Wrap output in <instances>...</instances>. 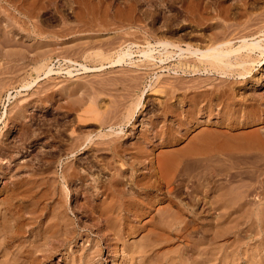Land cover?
<instances>
[{"label": "rangeland", "instance_id": "374dc122", "mask_svg": "<svg viewBox=\"0 0 264 264\" xmlns=\"http://www.w3.org/2000/svg\"><path fill=\"white\" fill-rule=\"evenodd\" d=\"M0 4V201L15 192L22 194L29 191L33 197L31 200H36L33 208H29L38 211L36 214L41 219L38 220L39 216L35 214L31 221L45 222H42L44 225L40 223L37 230L34 229L32 233L35 236L46 231V227L49 231L54 230L58 221H76L77 233L72 240L66 244L59 240L61 237L58 240L54 236H49L54 239L47 237L50 241L44 239L43 251L31 253V264H122L120 241L113 240L111 236L106 238L107 228L98 221L97 209H82L84 196L87 195L81 189L95 177L105 179L114 174L117 169L110 167L111 162L117 161L114 164L119 167V160L130 156L133 143L145 148L154 162L155 159L163 160V163L166 161L167 168L162 164L161 169L166 172L162 170L168 182L163 186L164 189L170 187L172 192L171 199L157 203L148 215L141 218L154 223L159 220L157 225H161L154 226V234L159 232L156 237L161 239H156L154 234L151 236L154 242L159 240L154 244L156 255L154 251L152 254L156 263L151 261V256H148L150 259L138 256L133 259L136 264H168L170 260L172 264H264V119L254 120L256 115L264 113V50L242 48L238 51L235 66L219 63L217 70H213L206 60L189 59L188 52L184 51V47L188 46L205 49L225 37L230 40L235 37L231 40L233 47L241 44V39L246 37L249 41L259 39L264 48V0H0ZM161 39L173 41L184 50L178 56L177 46L171 47L173 50L169 48L170 52L165 53L168 58L160 69L161 63L157 59L144 58L142 51L149 43L158 50L157 41ZM126 49L132 53L131 58L116 62L120 50ZM156 50L153 49V54L157 58ZM48 66L51 72L46 74ZM251 95L256 98L253 100ZM193 105L200 110L196 112ZM191 111H195L193 115ZM246 116L253 121L241 125L239 119ZM231 117L236 122H230ZM190 119H197L199 123L193 124ZM249 131L253 134L247 136L245 133ZM258 133L259 137L256 136ZM235 134L238 136L235 137ZM85 135L90 140L85 141ZM77 137L80 142L84 141V146L76 150ZM195 137L202 142L198 143V138L194 141ZM103 138L110 141H103ZM191 141L198 143L196 147ZM109 143L120 145V157L109 154L106 149ZM255 143L257 147L253 145ZM199 146L206 153L201 154ZM192 147L199 153L193 154ZM159 153L169 155L164 157ZM168 156H176L171 163L172 169L167 166V160L171 159ZM196 156L198 160L202 158L199 162L203 167L213 162L217 166L211 164V171L206 170L207 166L203 169L199 167L201 163L193 159ZM203 156H208L205 161ZM207 158L213 160L206 161ZM109 160L112 161L109 163ZM195 163L199 164L197 168ZM107 165H110L109 168ZM146 166L137 165L136 171L146 173ZM213 167L220 170L214 168L212 171ZM238 169H241L240 172ZM237 170L239 175L233 174ZM76 172L86 174V180H76ZM228 172H232V176ZM195 183L204 189L200 187L199 192V187H194ZM192 188L194 194L190 191ZM217 191L224 195L216 196ZM201 194L203 200L196 201ZM99 197L97 202L104 195L99 194ZM16 198L15 202L22 204L21 199L16 201ZM224 200H227L226 204ZM214 201L217 203L214 204ZM183 203L190 211L181 214L178 219L194 220L185 230H179L175 220L176 224L170 222L173 220L171 215L168 217L166 213L165 216L159 210H174L175 206ZM56 204L59 206L54 207ZM59 209L65 212L62 215L64 218L61 216L65 220L55 216L54 210ZM163 221L166 223L163 224ZM149 225L148 228H153ZM145 233L146 229L135 236L125 237L126 244L131 241L134 245L143 243L142 235ZM25 234L16 241H10L8 244L12 247H7L8 244L3 246L0 264L13 263L7 258H10L9 252L15 248V243H28L27 239L30 237L31 240L34 236L30 234L25 239ZM199 250H204V253ZM5 252H8L6 256ZM79 254H83L80 259ZM34 256L37 259L34 260Z\"/></svg>", "mask_w": 264, "mask_h": 264}, {"label": "bare ground", "instance_id": "6f19581e", "mask_svg": "<svg viewBox=\"0 0 264 264\" xmlns=\"http://www.w3.org/2000/svg\"><path fill=\"white\" fill-rule=\"evenodd\" d=\"M24 1V0H23ZM79 2V1H78ZM82 2V1H81ZM19 3V2H18ZM17 3V4H18ZM24 3V2H23ZM89 3H90V1H89ZM26 4V3H25ZM77 4V3H76ZM99 4V3H98ZM97 4V5H98ZM101 4V3H100ZM1 5V4H0ZM27 5V4H26ZM25 5V6H26ZM100 6V5H99ZM6 8H8V7H6ZM22 8V7H21ZM27 8V7H26ZM90 8V7H89ZM94 9H96V8H94ZM81 10V9H80ZM220 10V9H219ZM7 11V10H6ZM82 11V10H81ZM90 11V10H89ZM28 13H30L29 11H28ZM96 13V12H95ZM10 14V13H9ZM78 16V15H77ZM90 16V15H89ZM98 16V15H97ZM101 17V16H100ZM104 17V16H103ZM98 18V17H97ZM17 19V18H16ZM19 19V18H18ZM81 20H83V19H81ZM86 20V19H85ZM4 21V20H3ZM98 21V20H97ZM1 22V21H0ZM96 22V21H95ZM24 23V22H23ZM93 23V22H92ZM103 23V22H102ZM2 24V23H1ZM88 24V23H87ZM1 26V25H0ZM106 26V25H105ZM223 26V25H222ZM221 27V26H220ZM105 28V27H104ZM82 29V28H81ZM224 29V28H223ZM79 30V29H78ZM222 31V30H221ZM224 31V30H223ZM227 35V34H226ZM213 36V35H212ZM215 37V36H214ZM220 37H221V35H220ZM233 38H235V37H233ZM232 38V39H233ZM179 39V38H178ZM224 39V40H223ZM222 40L223 41H217L216 43L215 42H213V44L215 43L216 45H212V46H206L207 48H205V49H203V48H197V47H190V46H188V47H184V49H186V50H184L183 49V47H178L177 46V44H174V42L172 41H169V40H163V39H161V40H158L157 41V44H158V46H160V48L158 49V50H156L155 49V47L153 48L151 45H147V48L146 49H144L143 51H142V55L144 56V58H147L148 60H155V59H157V62H159V63H161V65H159V67H160V69L161 68H163V63H165V59L166 58H168L167 57V55L165 54V53H167V52H170L169 51V48H171V47H174V46H177L178 48V56H180L181 55V53L183 52V50L184 51H187L188 53L187 54H189V56H187L188 58L190 57V58H193V60H195V58L198 60H201V61H205L206 60V62H208V64L211 66V68L213 69V70H217V69H219V67L217 68V65L219 64V63H223V64H225V65H234L235 66V60L237 59V63H238V58H239V53H238V51L240 50V49H242V48H246V50H249V51H251V50H254V49H258V48H261V49H263L264 50V48H262L263 46L262 45H260V40L258 39V40H256L255 39V41H253V40H251V41H249V39L247 40L246 39V37L244 38H240L241 39V44H239L238 46H236V47H233V43L231 42V40L227 37V39H226V37L225 38H223ZM226 39V40H225ZM4 41V40H3ZM186 41V40H185ZM210 41V40H209ZM233 41V40H232ZM2 42V41H1ZM262 42V41H261ZM232 43V44H231ZM240 43V42H239ZM263 43V42H262ZM189 44V43H188ZM180 45V44H179ZM191 45H193V44H191ZM153 49L154 50H156L157 52L156 53H158V57L156 58L155 57V55L153 54ZM172 50H173V48H171ZM170 49V50H171ZM172 50H171V52H172ZM261 51V50H260ZM240 53H242V52H240ZM262 53V52H261ZM131 52L129 51V49H126V50H124V51H122V50H120V53L117 55V57H116V62H121V61H125V59H126V57L127 58H131ZM168 54V53H167ZM184 54V53H183ZM186 54V55H187ZM252 54V53H251ZM176 55V54H175ZM185 55V54H184ZM263 56H264V52H263V54H262ZM177 56V55H176ZM241 56V55H240ZM242 56H243V54H242ZM241 56V60H243V57ZM245 56H247V55H245ZM251 56V55H250ZM172 57H174V56H172ZM171 56H170V58H172ZM183 57V56H182ZM176 58H178V57H176ZM187 58V59H188ZM189 58V59H190ZM246 59H247V57H245ZM186 59V60H187ZM261 59V58H260ZM264 59V58H263ZM182 60V59H181ZM192 60V59H191ZM262 60V59H261ZM147 61V60H146ZM185 61V60H184ZM250 60L248 59V62H249ZM252 61H254V60H252ZM194 62V61H193ZM198 62V61H197ZM244 62V61H243ZM260 62V61H259ZM258 62V63H259ZM199 63H201V62H199ZM158 64V63H157ZM191 64V63H190ZM244 64V63H243ZM201 65V64H200ZM204 66H206L205 64H203ZM202 65V66H203ZM221 65V64H220ZM236 65H238V64H236ZM239 65H241V63L239 64ZM238 65V66H239ZM248 65V64H247ZM203 66V67H204ZM208 66V65H207ZM246 66V65H245ZM244 66V67H245ZM187 67V66H186ZM226 67V66H225ZM230 67H232V66H230ZM247 67V66H246ZM84 68H85V66H84ZM253 68V67H252ZM174 69V68H173ZM202 69V68H201ZM206 69H209V68H206ZM244 69V68H243ZM179 70V69H178ZM181 70V69H180ZM210 70V69H209ZM182 71V70H181ZM186 71H188V70H186ZM193 71V70H192ZM191 71V72H192ZM204 71V70H203ZM206 71H208V70H206ZM221 71H223V70H221ZM220 71V72H221ZM236 71V70H235ZM251 71V70H250ZM49 72H51V67H49L48 66V68H47V70L45 71V73L47 74V73H49ZM183 72V71H182ZM198 72V71H197ZM208 72H210V73H212L211 71H208ZM224 72V71H223ZM249 72V71H248ZM247 72V73H248ZM215 73H217V72H215ZM220 74V73H219ZM224 74V73H223ZM237 75V74H236ZM239 75H241V74H239ZM226 80V79H225ZM231 81V80H230ZM256 82L254 81L253 82V84H255ZM222 85V84H221ZM217 87V86H216ZM225 87V86H224ZM221 89V88H220ZM208 90V89H207ZM226 90V89H225ZM219 91V90H218ZM221 91V90H220ZM219 94H220V92H219ZM230 94V93H229ZM213 96V95H212ZM212 96L211 97H208V100H211V99H209V98H212ZM228 96V95H227ZM230 97V96H229ZM251 97L253 98V100L256 98V97H254V96H252L251 95ZM207 98V97H206ZM205 99V98H204ZM246 99V98H245ZM203 100V99H202ZM220 101V100H219ZM203 102H204V100H203ZM250 102V101H249ZM206 103H208V101L206 102ZM220 103V102H219ZM193 104H194V102H193ZM209 105L211 104V103H208ZM242 104V103H241ZM245 104V103H244ZM205 105V104H204ZM208 105V106H209ZM163 106V105H162ZM194 106V105H193ZM200 106V105H199ZM207 106V105H206ZM194 107H196V112L198 111V109L200 110V108H197V106L195 105ZM212 107V106H211ZM244 107V106H243ZM242 108V107H241ZM230 109V108H229ZM232 109V108H231ZM243 109V108H242ZM246 109V108H245ZM168 110V109H167ZM241 110V109H240ZM250 110V113L252 112L251 111V109H249ZM22 111V110H21ZM21 111H18V114L20 115H22V112ZM175 111V110H174ZM201 111H202V109H201ZM212 111V110H211ZM221 111V110H220ZM227 111L228 110H226V113H227ZM257 111V110H256ZM256 111H254V112H256ZM170 112V111H169ZM192 112V111H191ZM194 112L195 111H193L192 112V114L191 115H193L194 114ZM203 112H205V111H203ZM208 112H210V111H208ZM238 112V111H237ZM247 112V111H246ZM249 112V111H248ZM73 113V112H72ZM163 113V112H162ZM182 113V112H181ZM199 113H201V112H199ZM225 113V114H226ZM165 114V113H164ZM175 114H178V113H176L175 112ZM174 114V116H179V115H175ZM195 114H197V113H195ZM205 114V113H204ZM238 114V113H237ZM244 114H245V112H244ZM248 114V113H247ZM183 115H185V114H183ZM203 115V114H202ZM239 115V114H238ZM188 116V115H187ZM186 116V117H187ZM190 116V115H189ZM240 116V115H239ZM257 117L256 118H254V120H258V121H263V119H264V113L262 112L260 115H256ZM15 117V116H14ZM191 117V116H190ZM193 117V116H192ZM197 117V116H196ZM163 118V117H162ZM194 118V117H193ZM230 118V117H229ZM232 119L231 120H229L230 122H236V121H234L235 120V118L234 117H231ZM181 119V118H180ZM187 119V118H186ZM191 120V119H190ZM197 120V119H196ZM194 120V119H192L190 122L191 123H193V124H197L196 122H198L199 120ZM162 121V120H161ZM188 121V120H187ZM186 121V122H187ZM238 121V120H237ZM250 121H253V119L251 118V117H242V119H239V122H241V125H248V123L250 122ZM179 122V121H178ZM181 122V121H180ZM179 122V123H180ZM199 123V122H198ZM221 123V122H220ZM187 124V123H186ZM188 124H189V122H188ZM230 125V124H229ZM232 125V124H231ZM230 125V126H231ZM193 126V125H192ZM195 126V125H194ZM237 126V125H236ZM25 127V126H24ZM111 127V126H110ZM170 127V126H169ZM185 127V126H184ZM23 128V127H22ZM27 128V127H26ZM167 128V127H166ZM156 129V128H155ZM170 129V128H169ZM189 129V128H188ZM208 129V128H207ZM111 130L112 129H110V132H111ZM158 130V129H157ZM168 130V129H167ZM205 130V129H204ZM223 130V129H222ZM221 130V131H222ZM159 131V130H158ZM212 131V130H211ZM220 131V132H221ZM24 132V131H23ZM109 132V133H110ZM204 132V131H203ZM202 132V134H207V133H203ZM209 132V131H208ZM212 132H214V131H212ZM239 132V131H238ZM255 132V131H254ZM26 133V132H25ZM113 133V132H112ZM162 133V132H161ZM211 133V132H210ZM228 133V132H227ZM256 133V132H255ZM77 134H78V132H77ZM80 134V133H79ZM86 134V133H85ZM140 134V133H139ZM199 134V133H198ZM220 134H222V133H220ZM233 134V133H232ZM239 134V133H238ZM238 134L236 135L235 134V137L236 136H238ZM242 134V133H241ZM240 134V135H241ZM247 136H250V135H252L253 134V132L252 133H250V131H249V133H245ZM257 134V133H256ZM255 134V135H256ZM100 135H101V133H100ZM100 135H99V138H100ZM104 135H105V133H104ZM145 135V134H144ZM163 135V134H162ZM208 135V134H207ZM206 135V136H207ZM210 135V134H209ZM243 135V134H242ZM259 133H258V135H256V136H258L259 137ZM22 136V135H21ZM81 136V135H80ZM84 136V135H83ZM86 136V135H85ZM102 136V135H101ZM119 136V135H118ZM151 136V135H150ZM196 136V135H195ZM205 136V135H204ZM232 136V135H231ZM245 136V135H244ZM246 136V137H247ZM87 137V136H86ZM89 137V136H88ZM85 138V141L86 140H90V138ZM112 137H113V135H112ZM115 137V136H114ZM213 137H215V136H213ZM242 138V136H239V138ZM264 137V136H263ZM77 138H79V137H77ZM107 138V137H106ZM106 138H105V140H106ZM196 138V137H195ZM194 138V139H195ZM198 138V137H197ZM195 139L194 141H196V140H198V141H200V142H198V143H201L202 141L200 140V138H201V136H200V138H198V139ZM204 138V137H203ZM207 138V137H206ZM205 138V139H206ZM227 138H228V136H227ZM250 139L251 138H253L252 136L251 137H249ZM261 138V137H260ZM22 139V138H21ZM114 139V138H113ZM146 139V138H145ZM202 139V138H201ZM209 139V138H208ZM211 139V138H210ZM246 139V138H245ZM258 139V138H257ZM79 140V141H78ZM82 140V139H81ZM92 140V139H91ZM99 140V139H98ZM104 140V138H103V141H105ZM168 140V139H167ZM192 140V139H191ZM202 140H204V139H202ZM212 140V139H211ZM211 140H209V141H211ZM214 140V139H213ZM241 140V139H240ZM247 140V139H246ZM259 140V139H258ZM257 140V141H258ZM262 140V139H261ZM72 141V140H71ZM100 141V140H99ZM102 141V140H101ZM107 141V140H106ZM109 141H110V139H109ZM109 141H107V142H109ZM160 141V140H159ZM164 141V140H163ZM188 141V140H187ZM194 141L192 142V144L194 143ZM243 141V140H242ZM248 141V140H247ZM106 142V143H107ZM148 142H150V141H148ZM162 142V141H161ZM206 142V141H205ZM214 142V141H213ZM251 142H252V139H251ZM254 142V141H253ZM261 142V141H260ZM263 142V141H262ZM84 143V141H81L80 142V138L79 139H77L76 140V150L78 149V148H80V146L82 145ZM97 143V142H96ZM99 143H101L102 144V142H99ZM116 143V142H115ZM115 143H109L108 144V146L106 147V149L108 150V152H109V154L112 156V157H115V156H119L120 155V153H119V147H120V145L117 143V144H115ZM156 143V142H155ZM198 143H195V144H193V145H195V147H196V144H198ZM211 143L212 142H210V144H209V146L211 145ZM250 143V142H249ZM258 144H259V142H257ZM4 144V143H3ZM19 144V143H18ZM29 144V143H28ZM91 144H93V143H91ZM153 144V143H152ZM203 144V143H202ZM245 144H246V142H245ZM88 144H85V146H87ZM105 145H107V144H105ZM118 145H119V147H118ZM186 145V144H185ZM205 145V144H204ZM247 145V144H246ZM253 145H255V147H257L256 146V143L255 144H253ZM70 146V145H69ZM73 146V145H72ZM71 146V147H72ZM82 146H84V145H82ZM91 146V145H90ZM122 146V145H121ZM130 146V145H129ZM132 146V145H131ZM190 146V145H189ZM188 146V147H189ZM202 146V145H201ZM207 146V145H206ZM204 147V148H207V147ZM214 146V145H213ZM259 146V145H258ZM261 146V145H260ZM264 146V145H263ZM70 147V148H71ZM124 147V146H123ZM123 147H121V148H123ZM150 147V146H149ZM194 147V146H193ZM193 147H192V149H193ZM198 147V146H197ZM247 147V146H246ZM25 148V147H24ZM96 148H98V147H96ZM95 148V149H96ZM102 148V147H101ZM125 148V147H124ZM180 148V147H179ZM199 148H200V151L199 152H201V150H202V153L201 154H203L204 153V151H203V149H202V147H200L199 146ZM264 148V147H263ZM68 149V148H67ZM106 149H104V151L106 150ZM127 149V148H126ZM132 151H131V154H130V156L129 157H127L125 160H119V167H117L116 166V164H114V162L112 163L111 162V164H112V166H110V167H112L114 170L115 169H117V171L115 170V173L113 174H111L108 178H105V179H102L101 177H95V178H93V181L90 183L89 182V184H88V186L86 185L85 187H83L81 190L83 191L84 190V192L83 193H85V195H87V197L86 196H84V198H85V200L83 201V207L84 208H82V209H86L87 210V208L89 209H93V208H95V209H97L98 210V212H99V222H100V224L101 225H105L104 227H106L107 228V234H106V238H108V236H111L112 238H113V240H115V241H117V242H119L120 241V244L121 245H119V246H121V256H122V264H127V262H128V264H136V261H135V263H134V261H133V259L134 258H137L138 256L140 257V256H147V258H149L148 256H151L150 258H153V259H151V261L152 262H155L154 261V258L155 257H152V254H153V251H154V244H155V242H157V241H159V240H157V241H155L154 242V240H152V238H151V236H153L152 234H154V226H156V227H160L161 225H157L158 224V222H159V220L158 221H155V222H157V223H154V221L153 220H149V221H146V220H141V218L143 217V216H145V215H148L149 213H150V211L151 210H153L154 209V206L157 204V203H160V202H162V201H164L165 199H171L170 197V195H171V189H170V187H168L167 189H164L165 188V186H163L164 185V183L165 182H168L167 181V178H166V180H165V177L163 176V172H165L163 169H161V166L163 167V165H164V168L166 169L167 167H165V165H166V161L163 163L160 159H159V157H157L159 160L157 161L156 159H155V162H154V160L152 159V157H150L148 154H146V150H145V148H143L142 146H140V145H134V143H133V146H132ZM131 149H127V150H131ZM191 149V150H192ZM210 149H211V147H210ZM213 149V148H212ZM211 149V150H212ZM27 150V149H26ZM63 150V149H62ZM83 150H84V148H83ZM125 150V149H124ZM123 150V151H124ZM169 150V149H168ZM173 150V149H172ZM188 150V149H187ZM186 150V151H187ZM194 151H193V154L194 153H199L198 151H196V149H193ZM197 150H199V149H197ZM208 150H209V148H208ZM217 150V149H216ZM220 150V149H219ZM103 151V152H104ZM122 151V150H121ZM120 151V152H121ZM174 151V150H173ZM1 152V151H0ZM24 152H25V150H24ZM64 152V151H63ZM125 152V151H124ZM129 152V151H128ZM191 152V151H190ZM190 152H189V154H190ZM223 152V151H222ZM247 152H248V150H247ZM78 153H80L79 151H78ZM77 153V154H78ZM169 153V152H168ZM168 153H163V154H166V155H160V153H159V155L160 156H167V154ZM184 153H186V152H184ZM205 153H206V151H205ZM244 153V152H243ZM264 153V152H263ZM59 154V153H58ZM105 154H106V152H105ZM209 154H210V152H209ZM223 154V153H222ZM250 154V153H249ZM252 154V153H251ZM148 155V156H147ZM169 155V154H168ZM183 155H185V154H183ZM205 155H207V154H205ZM248 155V154H247ZM102 156V155H101ZM128 156V155H127ZM157 156V155H156ZM187 156V155H186ZM185 156V157H186ZM209 156V155H208ZM208 156H206V157H208ZM211 156V155H210ZM226 156V155H225ZM256 156V155H255ZM120 157V156H119ZM119 157H117V158H119ZM169 157V156H168ZM171 157V156H170ZM169 157V158H170ZM174 157H176V156H174ZM174 157H171V159H169L170 160V162H169V160H167L168 162H167V166H168V168H171L172 166H171V163H173V160L175 161V159H174ZM184 157V158H185ZM189 157V156H188ZM200 157V156H199ZM204 157V156H203ZM206 157H204V161H205V158ZM261 157H262V155H261ZM122 158V157H121ZM161 158V157H160ZM192 158V157H191ZM197 158V156L195 157V158H193V159H195L196 160V162L198 161L199 162V160H200V158H199V160L198 159H196ZM264 158V157H263ZM102 159V158H101ZM114 159V158H113ZM166 159V158H165ZM164 159V160H165ZM168 159V158H167ZM202 159V158H201ZM210 159V158H209ZM208 158L206 159V161L207 160H209ZM216 159V158H215ZM118 160V159H117ZM202 160V161H203ZM210 160H213V158L212 159H210ZM209 160V161H210ZM217 160V159H216ZM252 160V159H251ZM104 161H105V158H104ZM110 161H112V160H109V161H107V162H109L110 163ZM192 161V160H191ZM201 161V160H200ZM208 161V162H209ZM258 161H260V160H258ZM102 162V161H101ZM106 162V161H105ZM117 162V161H116ZM115 162V163H116ZM193 162H195V161H193ZM197 162V163H198ZM212 162V161H211ZM216 162V161H215ZM264 162V161H263ZM83 163V162H82ZM187 163V162H186ZM197 163H195L196 165H194V166H196V168H197V165H199L201 162H199V164H197ZM214 163V162H213ZM213 163H211V164H213ZM97 164V163H96ZM104 164V163H103ZM108 164V163H107ZM142 164H147V166H148V169H147V172L146 173H138L137 171H136V167H137V165H141L142 166ZM163 164V165H162ZM169 164V165H168ZM175 164H176V162H175ZM178 164V163H177ZM194 164V163H193ZM203 164H205V163H203ZM208 163H206V165L205 166H207V167H205V168H207L206 170H210L211 171V169H210V165H207ZM95 165V164H94ZM255 165H257V164H255ZM109 166L107 165V167L109 168ZM146 166V167H147ZM170 166V167H169ZM173 166H174V164H173ZM180 166V165H179ZM193 166V167H194ZM200 166H202L203 167V165H202V163H201V165H199V167ZM213 166H217L216 164H213ZM79 167V166H78ZM184 167V166H183ZM198 167V168H199ZM204 167H203V169H204ZM208 167H209V169H208ZM212 167V166H211ZM218 167H219V165H218ZM247 167V166H246ZM245 167V168H246ZM77 168V167H76ZM106 168V167H105ZM111 168V169H112ZM174 168V167H173ZM189 168V167H188ZM187 168V169H188ZM195 168V167H194ZM195 168V169H196ZM220 170V168H218L217 169V167H213L212 168V171L213 170ZM172 169V168H171ZM170 169V170H171ZM202 169V168H201ZM247 169H249L248 167H247ZM252 169H253V167H252ZM258 169V168H257ZM162 170H163V172H162ZM168 170V169H167ZM190 170H191V168H190ZM192 170H193V168H192ZM225 170H226V168H225ZM239 170V169H238ZM238 170L237 171H235L233 174H235V173H237L238 175H239V172H240V170H239V172H238ZM244 170V169H243ZM255 170V169H254ZM71 171V170H70ZM176 171V170H175ZM198 171V170H197ZM199 171H200V168H199ZM205 171V170H204ZM203 170H202V172H204ZM249 171V170H248ZM80 172V171H79ZM79 172H76V180H79V181H82V180H84V176L86 175H82V174H80ZM110 172V171H109ZM113 172V171H112ZM170 172V171H169ZM179 172V171H178ZM181 172V171H180ZM187 172V171H186ZM190 172H193V171H189L188 173H190ZM196 172V171H195ZM206 172V171H205ZM218 172V171H217ZM217 172H216V174H217ZM227 172V171H226ZM245 172V171H244ZM254 172V171H253ZM75 173V172H74ZM166 173V172H165ZM168 173V172H167ZM230 172H228L227 174H229ZM232 173V172H231ZM231 173H230V176H232L231 175ZM185 174V173H184ZM187 174V173H186ZM185 174V175H186ZM197 174V173H196ZM222 174V173H221ZM224 174V173H223ZM236 174V175H237ZM188 175V174H187ZM191 175H193V174H191ZM215 175V174H214ZM218 175H219V173H218ZM236 175L234 176V179H235V177H236ZM64 176V175H63ZM66 176V175H65ZM68 176V175H67ZM99 176V175H98ZM227 176H229V175H227ZM229 176V177H230ZM15 177V176H14ZM188 177V176H187ZM197 177H198V175H197ZM196 177V178H197ZM202 177V176H201ZM207 177V176H206ZM31 178V177H30ZM88 178V177H87ZM184 178V177H183ZM228 178V177H227ZM33 179H34V177H33ZM181 179V178H180ZM204 179V178H203ZM202 179V180H203ZM231 179V178H230ZM16 180V179H15ZM35 180V179H34ZM85 180H86V177H85ZM84 180V181H85ZM186 180H188V179H186ZM185 180V181H186ZM197 180V179H196ZM218 180V179H217ZM260 180V179H259ZM261 181V180H260ZM199 182V181H198ZM197 182V183H198ZM204 182V181H203ZM218 182V181H217ZM216 182V183H217ZM222 182H224V181H222ZM33 183V182H32ZM41 183V182H40ZM85 183H87V182H85ZM186 183V182H185ZM197 183H195V185L197 184ZM202 183V182H201ZM225 183V182H224ZM230 183V182H229ZM232 183V182H231ZM252 183V182H251ZM20 184V183H19ZM27 184V183H26ZM83 184V183H82ZM165 184H167V183H165ZM177 184V183H176ZM182 184V183H181ZM187 184V183H186ZM185 184V185H186ZM199 184H200V182H199ZM204 184V183H203ZM179 185V184H178ZM184 185V184H183ZM182 185V186H183ZM217 185H218V183H217ZM216 185V186H217ZM222 185H224V184H222ZM221 185V186H222ZM11 186V185H10ZM14 186V185H13ZM26 186V185H25ZM220 186V187H221ZM24 187V186H23ZM27 187V186H26ZM36 187V186H35ZM79 187H81V186H79ZM194 187H199V192H200V187H202V185H200V186H198V185H196V186H194ZM214 187V186H213ZM218 187V186H217ZM14 188V187H13ZM28 188V187H27ZM34 188V187H33ZM191 188V187H190ZM203 188V187H202ZM22 189V188H21ZM30 189H32V187L30 188ZM204 189V188H203ZM206 189V188H205ZM26 189H24L23 191H25ZM198 190V189H197ZM218 190V189H217ZM23 191H21V192H23ZM27 191V190H26ZM32 191V190H31ZM45 191V190H44ZM43 191V192H44ZM50 191V190H49ZM48 191V192H49ZM81 191V192H82ZM177 191V190H176ZM186 191V190H185ZM187 191H189V190H187ZM186 191V192H187ZM190 191L192 192L193 191V188H192V190L190 189ZM189 191V192H190ZM214 191V190H213ZM219 191V190H218ZM217 191V192H218ZM14 192H15V190H14ZM52 192V191H51ZM89 192H92L91 194L89 193ZM188 192V193H189ZM10 193H11V191H10ZM18 193H20V192H15V193H13V195L12 194H10V196H9V194H8V196L9 197H7V199H3L2 201H0V246L2 245V247L0 248V252L2 253V252H4V250H2L3 249V246L5 247V245H7L10 241H13V240H17L18 238H20V236L24 233H26L27 234V236L26 237H24L25 239L32 233V232H35V230L34 229H36L38 226H40V223H44L45 224V222L44 221H31V219L32 218H34L35 216V214L38 212H36V211H34V210H30V208L29 207H31L32 206V208H33V205L35 204V202L34 201H36V200H31V198H33V197H31V194L29 193V191L28 192H25V193H20L19 195L20 196H17V194ZM83 193H81V194H83ZM216 193V192H215ZM34 194V193H33ZM51 194H53V193H51ZM50 194V195H51ZM89 194V195H88ZM99 194H101V196H102V194L104 195V197H102L103 199H101V200H99L100 202H97V200L100 198L99 197ZM186 194V193H185ZM190 194V193H189ZM192 194H194L193 192H192ZM199 194V193H198ZM203 194V193H202ZM201 194V196H198V198H197V200L196 201H202L203 200V195ZM214 194V193H213ZM220 194H222V193H219L218 192V194H216V196H220ZM16 195V196H15ZM188 195V194H187ZM191 195V194H190ZM197 195V194H196ZM222 195H224V194H222ZM189 196V195H188ZM206 196V195H205ZM209 196H211L210 194H209ZM208 196V197H209ZM215 196V195H214ZM20 198L21 199V203L22 204H20L19 202H18V204L15 202V198ZM45 197V196H44ZM190 197V196H189ZM207 197V196H206ZM213 197V196H212ZM222 197V196H221ZM17 198H16V201H18L17 200ZM36 198V197H35ZM50 198V197H49ZM60 198V197H59ZM194 198H195V195H194ZM217 198V197H216ZM189 199V198H188ZM196 199V198H195ZM221 199V198H220ZM228 199V198H227ZM234 199H235V197H234ZM57 200V199H56ZM229 200V199H228ZM244 200V199H243ZM242 200V201H243ZM25 201V202H24ZM65 201V200H64ZM170 201V200H169ZM186 201V200H185ZM189 201L191 202V197H190V199H189ZM208 201H210V200H208ZM217 201V200H216ZM225 201V204H226V201L227 200H224ZM224 201H222L221 202V204L222 203H224ZM230 201H231V199H230ZM38 202V201H37ZM36 202V203H37ZM56 202V201H55ZM172 202V201H171ZM251 202V201H250ZM257 202V201H256ZM53 203H54V201H53ZM56 203H59V202H56ZM207 203V202H206ZM217 202H215L214 201V204H216ZM219 203H220V200H219ZM236 203V202H235ZM252 203V202H251ZM60 204V203H59ZM59 204L57 205L56 204V206H54V207H57V206H59ZM211 204H212V202H211ZM246 204V203H245ZM42 205H44V204H42ZM163 205V204H162ZM218 205H220V204H218ZM217 205V206H218ZM223 205V204H222ZM53 206V205H52ZM165 206V205H164ZM194 206V205H193ZM210 206V205H209ZM216 206V207H217ZM224 206V205H223ZM222 206V207H223ZM34 207H37V205L36 206H34ZM41 208H42V206H40ZM44 207V206H43ZM47 207V206H46ZM81 207V206H80ZM159 207V206H158ZM163 207V206H162ZM175 207H177L176 209H171V210H169L168 208V210H166V208H165V210H159V212H164L165 213V216H166V213H168L167 215H168V217H169V215H171V217L170 218H173V220L172 221H170V222H174V220H175V222L177 223V228L179 229V230H185L187 227H189V225H190V223L194 220L193 218V216H191V218L193 219V220H191V221H189V218H188V220H184V218H182V219H178V217H181V214H183V213H186L187 214V212L188 211H190L189 209H188V207L183 203V204H180V205H177V206H175ZM192 207V206H191ZM157 208V207H156ZM37 209V208H36ZM53 209V208H52ZM51 209V210H52ZM57 209V208H56ZM66 209V208H65ZM89 209V210H90ZM164 209V208H163ZM214 209H215V207H214ZM237 209V208H236ZM39 210H40V208H39ZM49 210V209H48ZM62 210V209H61ZM78 210V209H77ZM88 210V211H89ZM176 210V211H175ZM192 210V209H191ZM198 210V209H197ZM40 211H42V210H40ZM54 211H56L55 212V216L56 217H61L62 215H64L65 214V212H61L60 211V209H59V211H57V210H54ZM155 211V210H154ZM175 211V212H174ZM208 211V210H207ZM219 211V210H218ZM235 211V210H234ZM260 211V210H259ZM41 212H39V214H40ZM43 213V212H42ZM161 213H159V215L161 214ZM24 214H26V216H23ZM194 214H196V213H194ZM227 214V213H226ZM249 214H250V212H249ZM37 216H39L38 214H36ZM66 215H67V213H66ZM152 215V214H151ZM190 215V214H189ZM204 215V214H203ZM206 215V214H205ZM204 215V216H205ZM223 215V214H222ZM69 216V215H68ZM195 216V215H194ZM53 217H54V215H53ZM63 217V216H62ZM61 217V218H62ZM160 217V216H159ZM190 217V216H189ZM196 217V216H195ZM213 217V216H212ZM215 217H217V216H215ZM55 218V217H54ZM64 218V217H63ZM62 218V219H63ZM65 218H67V217H65ZM93 218V217H92ZM152 218V217H151ZM157 218V217H156ZM26 219V220H25ZM57 220H58V218H56ZM56 219H55V221L54 222H56ZM60 219V218H59ZM169 219V218H168ZM167 219V220H168ZM176 219H178V220H176ZM217 219V218H216ZM215 219V220H216ZM219 219V218H218ZM38 220H41L40 219V216H39V219ZM44 220V219H43ZM50 220V219H49ZM63 220H65V219H63ZM163 220V219H162ZM171 220V219H170ZM200 220V219H199ZM214 220V221H215ZM221 221V220H220ZM252 221V220H251ZM49 222V221H48ZM47 222V223H48ZM76 221H58L57 223H55V226H56V228L54 229V230H52V231H49V230H47V228L48 227H46V231H44V232H42L41 230V234L39 233V235H34V233H32L34 236L31 238V240H29V238L27 239L28 240V243H27V241L26 242H23L24 244H21L22 242H20V245H16V243H15V248L14 249H12L10 252H9V254H10V258H7V259H9V260H12V264H31V262H30V256L32 257V255H31V253L34 251L35 252V250H39V253H41L40 252V250L41 251H43L42 250V246H44V244L46 243V242H48V240L49 239H47V237H51V236H54V237H57L56 239L58 240V238L59 237H61V238H59V240H63V241H65V243L66 242H68V241H70V240H72L74 237H75V235H76V233H77V231H76V224H74ZM168 222H169V220H168ZM169 222V223H170ZM174 222V223H175ZM42 223V224H43ZM47 223H46V225H47ZM161 223V222H160ZM166 222H164L163 221V224H165ZM175 223V224H176ZM262 223V222H261ZM43 224V225H44ZM48 224H51L50 222L48 223ZM54 224V223H53ZM70 224H73L72 226L70 225ZM152 225L153 226V228L152 227H147L148 225ZM173 223H171V224H169V227L172 225ZM43 225H41V226H43ZM79 225V224H78ZM149 225V226H150ZM167 225V224H166ZM201 225V224H200ZM258 225V224H257ZM53 226V225H52ZM163 226L164 225H162V228H163ZM176 226V225H175ZM250 226V225H249ZM44 227V226H43ZM43 227H41V228H43ZM97 227V226H96ZM95 227V228H96ZM45 229V228H44ZM49 229V228H48ZM52 229V228H51ZM50 229V230H51ZM101 229V228H100ZM144 229H146V233L144 234V235H142V238H143V243H141V244H138V245H134V242L133 241H131V243L133 242V245L131 244V243H128V244H131V245H128V244H126V240L124 239L125 237H127V236H135V235H137L141 230H144ZM176 229V228H175ZM177 229V230H178ZM204 229V228H203ZM34 230V231H33ZM37 230V229H36ZM172 230H174L173 228H172ZM39 231V230H38ZM104 231H105V229H104ZM160 231V230H159ZM166 232V231H165ZM178 232V231H177ZM38 233V232H37ZM143 233V232H142ZM158 233L159 232H157L156 233V231H155V237H156V235H158ZM171 233V232H170ZM25 234V235H26ZM31 234V235H32ZM48 234V235H47ZM168 234H169V232H168ZM88 235V234H87ZM170 235V234H169ZM178 235V234H177ZM22 236H24V235H22ZM163 236V235H162ZM166 235H164V237H165ZM49 237V238H50ZM87 237V236H86ZM110 237V238H111ZM158 237H160V236H158ZM158 237H156V239L158 238ZM53 238V237H52ZM52 238H50V239H52ZM130 238V237H129ZM132 238V237H131ZM166 238H168V237H166ZM201 238V237H200ZM204 238V237H203ZM22 239V238H21ZM37 239L39 240H43V241H41L40 242V240L39 241H37ZM44 239L46 240L47 239V241L45 242L44 241ZM54 239V238H53ZM155 239V238H154ZM159 239V238H158ZM160 239H161V237H160ZM165 239V238H164ZM169 239V238H168ZM24 240V239H23ZM108 240V239H107ZM131 240V239H130ZM162 240H163V237H162ZM167 239H165V241H166ZM202 240V239H201ZM14 241V242H15ZM18 241H20V240H18ZM25 241V240H24ZM38 243H37V242ZM50 241V240H49ZM56 241V240H55ZM63 241H61V242H63ZM140 241H141V239H140ZM195 241V240H194ZM13 242V243H14ZM72 242V241H71ZM111 242V241H110ZM162 242V241H161ZM50 243V242H49ZM47 243L48 245H50V244H52V243ZM64 243V242H63ZM70 243V242H69ZM113 243V242H112ZM199 243V242H198ZM204 243V242H203ZM55 244V243H54ZM60 244V243H59ZM67 244V243H66ZM116 244V243H115ZM159 244V243H158ZM53 245V244H52ZM56 245V244H55ZM110 245V244H109ZM193 245H195V243H193ZM192 245V246H193ZM201 245V244H200ZM8 246H11L12 247V244L11 245H7V247ZM14 246V245H13ZM98 246V245H97ZM195 246H197V244L195 245ZM52 247V246H51ZM112 247H113V245H112ZM111 247V248H112ZM10 248V247H9ZM44 248H48V246L47 247H44ZM54 248V247H53ZM117 248V247H116ZM193 248V247H192ZM7 249V248H6ZM51 248L49 247V250H50ZM56 249V248H55ZM98 249H100V247L98 248ZM2 250V251H1ZM44 250H46V249H44ZM110 250V249H109ZM120 250V249H119ZM169 250V249H168ZM200 250H202V249H200ZM199 250V251H200ZM48 251V250H47ZM47 251H44V252H47ZM156 251V250H155ZM155 251H154V253H155ZM36 252H38V251H36ZM42 253V254H45V253ZM50 252H52L51 250H50ZM115 252V251H114ZM0 253V254H1ZM47 253H49V252H47ZM112 253V252H111ZM116 253V252H115ZM168 253V252H167ZM200 253L201 254H203L204 253V250L203 251H200ZM3 254H5V256H6V254H8V252H5V253H3ZM2 254V255H3ZM50 254V253H49ZM165 254V253H164ZM170 254V253H169ZM168 254V255H169ZM34 255H38V254H34ZM41 255V254H40ZM39 255V256H40ZM45 255H47V254H45ZM80 255V254H79ZM81 255H83V254H81ZM81 255H80V257H79V259L81 258ZM88 255V254H87ZM154 255H156V253L154 254ZM153 255V256H154ZM157 255H158V253H157ZM160 255H162L163 256V254H160ZM167 255V254H166ZM220 255V254H219ZM9 256V255H8ZM76 256V255H75ZM120 256V255H119ZM221 256V255H220ZM219 256V257H220ZM38 257V256H37ZM37 257L35 258V256H34V260L35 259H37ZM43 257V256H42ZM170 258H171V256H169ZM218 257V258H219ZM30 258V259H29ZM83 258V257H82ZM126 258H128L127 260H126ZM146 258V257H145ZM149 258V259H150ZM76 260V259H75ZM82 260V259H81ZM137 260V259H136ZM158 260V259H157ZM159 260H161V258L159 259ZM168 260H170L169 258H168ZM31 261H33V259L31 260ZM203 261V260H202ZM157 262H159V261H157ZM168 262V261H167ZM204 262V261H203ZM144 263V262H143ZM147 263V262H146ZM145 263V264H146ZM156 263V262H155ZM202 263V262H201ZM73 264V263H72ZM76 264V263H75ZM140 264V263H139ZM148 264V263H147ZM163 264V263H162ZM168 264H172V260H170V262L168 263ZM203 264V263H202Z\"/></svg>", "mask_w": 264, "mask_h": 264}]
</instances>
